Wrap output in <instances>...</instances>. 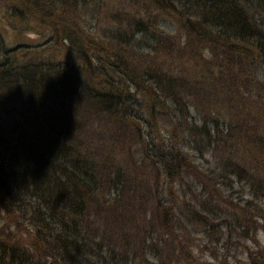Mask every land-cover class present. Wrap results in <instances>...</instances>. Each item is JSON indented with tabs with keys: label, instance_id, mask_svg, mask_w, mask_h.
Returning <instances> with one entry per match:
<instances>
[{
	"label": "trees",
	"instance_id": "1",
	"mask_svg": "<svg viewBox=\"0 0 264 264\" xmlns=\"http://www.w3.org/2000/svg\"><path fill=\"white\" fill-rule=\"evenodd\" d=\"M138 2L171 25L139 10L87 26L89 0L5 4L15 34L47 37L41 49L0 37V264H198L202 233L223 242L222 260L242 249L264 264V0ZM158 47L176 66L186 55L210 66L212 91L245 111L228 114L225 98L206 111L191 74L143 62ZM83 105L131 130L159 174L135 200L152 215L134 233L117 223L130 220L129 177L82 149ZM209 154L213 165L196 161ZM238 183L245 193L226 192Z\"/></svg>",
	"mask_w": 264,
	"mask_h": 264
},
{
	"label": "rangeland",
	"instance_id": "2",
	"mask_svg": "<svg viewBox=\"0 0 264 264\" xmlns=\"http://www.w3.org/2000/svg\"><path fill=\"white\" fill-rule=\"evenodd\" d=\"M7 1L8 0H0V37L5 38V41H7L8 44L19 43L20 41L22 42V44L27 46V49L44 48L43 45L45 44L47 34L42 32L41 30L40 32L29 31L26 37L24 36V38H22L23 36L21 37L20 35L15 34L11 29V20L1 18L3 15H5L2 14V11L4 8H6L5 4L7 3ZM89 3L90 5H95V10L92 9L86 12V16L88 19V21H86V25L92 27H96L95 25L98 23L96 22L97 18H99V25L103 26L106 23L105 21L111 18L110 14L113 13V11H117L115 12L118 14L116 18H121V21H124L123 19L125 15H127V13H132V15H134V13H137V11L139 10L141 11L142 16L145 15V11L151 16H154L156 13L157 17L161 15L157 12L156 9L151 8L152 6L146 7V10L144 11V5L141 2H138V0H89ZM159 20V22L162 23L163 27H165L166 29L172 23L170 22L168 16L161 15L159 17ZM143 53H148L146 55V60L143 61L144 63L149 62V64L152 65H157L159 63L160 65H163V61H165L167 65H163V67L172 68L175 71L181 70L182 73L184 72L189 76L191 74L196 81V94L199 98H201L202 95L204 96L199 101L200 105H203L206 111L210 109L213 110L214 108L223 110L222 108L225 104L222 105L221 101H223L224 98L226 99L229 106V109L227 111L228 114L240 115L242 111H245L242 104H235L234 106L229 104L228 95L232 94L231 90H229L230 93L224 89L217 92L212 91L214 85L212 79L205 78L203 75L205 73L204 70H206V68L209 69L210 66L205 65L201 60L199 61V59L194 60L193 55H186L183 58L179 56V58L176 60V64L179 65L176 66L174 64H171V58H169V54H167L163 47H158L157 50L153 52H150L148 51V49H146ZM182 53L187 54V50L183 49ZM207 54L209 53L207 51H204V55L207 56ZM136 58H133V60H136ZM203 68L204 70L202 73L200 72V70ZM130 91L132 92L133 89H131ZM232 96H234V94H232ZM249 103L250 105L252 104L250 110H257L258 112L259 106L257 105V103L254 101H250ZM80 108L81 109L79 111L83 117L84 122V127L83 130H81L80 138L85 144H87V146L82 149L92 153L94 158L104 165L105 163L108 165V163L110 162L117 164L129 177V183L127 181V187H130V189L126 196H124V200L128 201L129 203H125L122 200L123 205L121 206V208L123 209L122 212H129L128 215H131L130 220L124 223L118 221L117 223L125 225L127 224V229H130V233H134L135 229L139 228L138 225L136 226L134 224H145L148 218H150L152 215L149 209V205H144V207L140 208L138 207L139 204H136L135 200H138L141 196H143V194H150V192L152 193L154 191V187L157 183L156 178H158L159 174L154 168V164L151 165V161L144 158V155L142 153L140 154L139 151H137L139 143L132 136L133 134L131 130H128L127 127L126 129L119 122L116 123L113 117H107L98 114L96 115V112L90 109L87 105L80 106ZM79 118L81 117L79 116ZM158 127L159 129H161V134L163 135H166V133H169V130H171V128H167V126L163 125L162 123H159ZM82 141L81 143H83ZM253 152L254 150L252 151V153ZM211 156L209 154L205 158L196 159V161H198L199 164L203 167L207 165L211 166L214 163V158H212ZM258 157V151L253 153L252 158L254 160ZM109 166L110 164L108 165V167ZM203 186L205 187V185ZM206 188L210 190L211 186L206 184L205 189ZM245 189L247 190V188ZM245 189L243 192H241V188L239 187L238 183L237 185L233 186V189L227 188L226 192H229L231 196L236 197L238 196V194L242 195L243 193H245ZM3 223L4 222L0 221V226H2ZM259 237L261 243H264L263 233H261ZM192 243L195 247L193 254L194 256H196V258L199 257V259H195L198 264H204L208 262L210 264H247V252L242 251V249L240 250L241 252L237 255L236 258H233V256L231 255L226 260H222V258H220L221 253H227L223 242H221V240L219 243L210 242V240H208L207 236L204 233L198 234V236ZM247 243L250 247H252V241H249ZM214 251L217 252V255L219 257H214ZM178 264H180V262Z\"/></svg>",
	"mask_w": 264,
	"mask_h": 264
}]
</instances>
